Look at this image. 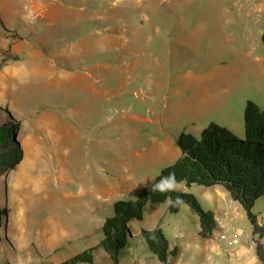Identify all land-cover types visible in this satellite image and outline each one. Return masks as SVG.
Listing matches in <instances>:
<instances>
[{"label":"rangeland","instance_id":"374dc122","mask_svg":"<svg viewBox=\"0 0 264 264\" xmlns=\"http://www.w3.org/2000/svg\"><path fill=\"white\" fill-rule=\"evenodd\" d=\"M11 6L0 7V65L11 68L0 121L17 123L22 156L0 176V264H62L97 244L113 203L136 198L180 156L179 132L199 137L213 121L244 138L245 101L264 104V0ZM170 187L215 213L221 234L250 240L245 211L221 185ZM263 202L251 209L260 218ZM129 227L132 234L160 227L184 260L199 240L198 216L187 204L169 212L167 202H148ZM132 245L124 262L161 264L140 237ZM94 254L110 263L101 247Z\"/></svg>","mask_w":264,"mask_h":264},{"label":"trees","instance_id":"16d2710c","mask_svg":"<svg viewBox=\"0 0 264 264\" xmlns=\"http://www.w3.org/2000/svg\"><path fill=\"white\" fill-rule=\"evenodd\" d=\"M260 38L264 43V29ZM15 129L17 123L0 121V176L12 169L22 156L14 138ZM243 135L244 138H238L230 129L213 121L200 131L199 137L187 131L179 132L175 142L180 156L162 167L136 198L115 201L112 214L100 225L98 243L75 253L62 264H120L121 254L133 248L132 240L136 237L142 239L161 264H171L177 247H170L160 227L142 228L135 234L130 231V222L142 219L143 207L148 202H167L169 212H177L182 204H187L198 216V235L210 237L218 228L213 212L204 209L193 193L170 187L180 182L187 186L192 183L221 185L245 211L252 225L255 253L264 264V243L261 241L264 224L258 223L251 210L255 201L264 196V104L259 105L251 99L245 101ZM99 247L108 255L110 263L96 260L94 251Z\"/></svg>","mask_w":264,"mask_h":264},{"label":"crops","instance_id":"0c3cea01","mask_svg":"<svg viewBox=\"0 0 264 264\" xmlns=\"http://www.w3.org/2000/svg\"><path fill=\"white\" fill-rule=\"evenodd\" d=\"M0 7L3 12H8L13 9L11 6V0H0ZM43 14V12H39V15ZM10 69L11 68H6L4 64L0 65V93H2L3 88H6L3 78L6 79L8 77ZM238 133L242 136L243 130L241 129ZM236 212L229 217L230 220L235 218L237 214ZM213 214L218 224V228L210 237H200L197 233L199 240L189 246V249L187 250L188 256L185 260L183 259V250L177 248L176 256L173 258L175 261L174 264H262L255 253L253 241L254 235H250V240H248V237H239L238 233H234L233 235H230V237L221 234L220 231L224 227L223 223L219 220L215 213ZM257 220L258 223L264 224V217L260 218L257 216ZM261 241L264 243L263 237L261 238ZM232 246H235L234 251L230 250ZM141 260L142 259L140 258L132 257L124 262L121 258L120 264H138V261L139 264H141ZM204 260H206L207 263H203Z\"/></svg>","mask_w":264,"mask_h":264},{"label":"built area","instance_id":"2783aa9c","mask_svg":"<svg viewBox=\"0 0 264 264\" xmlns=\"http://www.w3.org/2000/svg\"><path fill=\"white\" fill-rule=\"evenodd\" d=\"M234 249H235V246H232V248L230 250L234 251ZM215 264H218V263H215Z\"/></svg>","mask_w":264,"mask_h":264}]
</instances>
